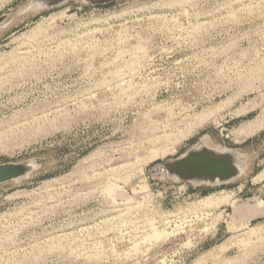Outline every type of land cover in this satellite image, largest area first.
<instances>
[{
	"label": "rangeland",
	"instance_id": "obj_1",
	"mask_svg": "<svg viewBox=\"0 0 264 264\" xmlns=\"http://www.w3.org/2000/svg\"><path fill=\"white\" fill-rule=\"evenodd\" d=\"M30 1L0 0V164L38 165L0 185V264H264V0ZM198 144L242 175L152 176Z\"/></svg>",
	"mask_w": 264,
	"mask_h": 264
},
{
	"label": "water",
	"instance_id": "obj_2",
	"mask_svg": "<svg viewBox=\"0 0 264 264\" xmlns=\"http://www.w3.org/2000/svg\"><path fill=\"white\" fill-rule=\"evenodd\" d=\"M71 0H31L24 11L55 9ZM85 4L108 5L122 0H83ZM237 150H217L209 147H191L182 156L168 160L151 171L155 178H168L182 183L222 185L239 178L243 170ZM38 165L35 161L0 164V185L29 177ZM245 168V167H244Z\"/></svg>",
	"mask_w": 264,
	"mask_h": 264
},
{
	"label": "built area",
	"instance_id": "obj_3",
	"mask_svg": "<svg viewBox=\"0 0 264 264\" xmlns=\"http://www.w3.org/2000/svg\"><path fill=\"white\" fill-rule=\"evenodd\" d=\"M204 209H206V208L201 207L200 210H202V212H200V213L203 217H205L206 221L209 222L207 224H211V226L205 227L203 229V232H205L206 235H209L210 233H212V231H218L217 227L220 225L219 218L221 217L223 219L225 216H228V214H226V211H223L221 214H216L215 212H208L207 210H204ZM187 212H189L191 215L188 217L190 219L184 218V221L181 222L180 226L176 225V227H178L179 232H181V233L182 232L186 233L188 231L187 230L188 227L190 229L191 227H193L194 225L197 224L196 220H197L198 215L192 214V210H189V209L187 210ZM214 222H216V223L213 226L212 223H214Z\"/></svg>",
	"mask_w": 264,
	"mask_h": 264
},
{
	"label": "trees",
	"instance_id": "obj_4",
	"mask_svg": "<svg viewBox=\"0 0 264 264\" xmlns=\"http://www.w3.org/2000/svg\"><path fill=\"white\" fill-rule=\"evenodd\" d=\"M112 4H113V3H112ZM112 4H111V5H112ZM204 194L207 195V190L204 191Z\"/></svg>",
	"mask_w": 264,
	"mask_h": 264
},
{
	"label": "bare ground",
	"instance_id": "obj_5",
	"mask_svg": "<svg viewBox=\"0 0 264 264\" xmlns=\"http://www.w3.org/2000/svg\"><path fill=\"white\" fill-rule=\"evenodd\" d=\"M198 147H201V144L200 145L198 144ZM239 157H241V156H239ZM241 167H243V166L241 165Z\"/></svg>",
	"mask_w": 264,
	"mask_h": 264
}]
</instances>
